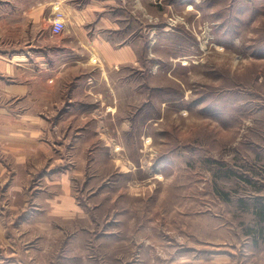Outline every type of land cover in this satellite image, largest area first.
Wrapping results in <instances>:
<instances>
[{
	"label": "rangeland",
	"instance_id": "1",
	"mask_svg": "<svg viewBox=\"0 0 264 264\" xmlns=\"http://www.w3.org/2000/svg\"><path fill=\"white\" fill-rule=\"evenodd\" d=\"M144 3L152 49L141 35L138 61L103 71L104 129L60 132L93 237L139 264H264V0Z\"/></svg>",
	"mask_w": 264,
	"mask_h": 264
},
{
	"label": "crops",
	"instance_id": "2",
	"mask_svg": "<svg viewBox=\"0 0 264 264\" xmlns=\"http://www.w3.org/2000/svg\"><path fill=\"white\" fill-rule=\"evenodd\" d=\"M149 1L0 0V264H139L119 235L93 237L94 192L78 198L77 174L57 147L81 120L104 129L102 99L115 80L103 71L138 61L141 35L152 49ZM56 15L66 22L61 37L52 33ZM72 72L71 96L58 106Z\"/></svg>",
	"mask_w": 264,
	"mask_h": 264
},
{
	"label": "built area",
	"instance_id": "3",
	"mask_svg": "<svg viewBox=\"0 0 264 264\" xmlns=\"http://www.w3.org/2000/svg\"><path fill=\"white\" fill-rule=\"evenodd\" d=\"M66 30V22L64 17L57 16L52 22V33L54 36H60Z\"/></svg>",
	"mask_w": 264,
	"mask_h": 264
}]
</instances>
